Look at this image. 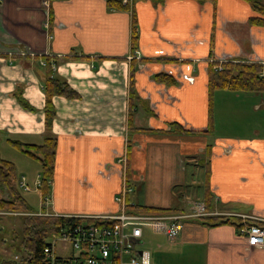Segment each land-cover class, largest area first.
Returning <instances> with one entry per match:
<instances>
[{
  "label": "crops",
  "instance_id": "0c3cea01",
  "mask_svg": "<svg viewBox=\"0 0 264 264\" xmlns=\"http://www.w3.org/2000/svg\"><path fill=\"white\" fill-rule=\"evenodd\" d=\"M134 10L136 49L132 11L107 0H0V157L10 159L3 151L12 139L42 144L57 137L47 211L99 215L118 210L127 152L131 198L187 214L176 239L152 245L151 264H264V246H248L240 231L244 222H264V91L217 89L215 130H208L210 59L264 63V25L251 23L255 12L246 0H138ZM48 60L79 93L54 97L50 128ZM160 72L176 82L159 80ZM217 96L227 99L226 123ZM172 121L187 131L173 130ZM26 156L28 174L16 166L31 190L42 163ZM207 181L208 215L237 223L206 225L190 215L205 202Z\"/></svg>",
  "mask_w": 264,
  "mask_h": 264
},
{
  "label": "trees",
  "instance_id": "16d2710c",
  "mask_svg": "<svg viewBox=\"0 0 264 264\" xmlns=\"http://www.w3.org/2000/svg\"><path fill=\"white\" fill-rule=\"evenodd\" d=\"M138 0H107L108 6L113 9H126L132 11V44L137 48L138 41V20L134 10V5ZM159 1V0H154ZM204 2L206 0H198ZM216 3L218 0H210ZM252 6L255 14L250 17L251 23L264 25V0H246ZM47 72L45 78V121L47 127H52L57 116V107L54 101L56 95H63L69 98L79 96L68 82L62 81L55 76L51 61H47ZM219 61H210L208 65V91H209V121L208 130H215L214 106L215 91L217 89H231L244 91H264V63L258 60H248L241 57H233L222 61V68H217ZM135 72L132 69L131 79V99L135 98ZM156 77L164 82H176V78L169 73L160 72ZM134 102V101H132ZM23 103L30 106L28 103ZM134 105V104H133ZM129 122H133V115L129 116ZM172 129L179 132H186L187 129L179 122H171ZM12 144L27 153L38 157L42 163L41 170V192L44 198L50 195L52 182L56 170L57 137L47 135L42 144L26 143L20 140H11ZM210 168L207 171L209 179ZM213 193L207 181L205 202L207 208H211ZM0 209L16 211H35L28 198L23 194L19 185L18 169L14 161L0 157ZM132 211L144 213H165L176 211L173 207H157L145 204H138L131 208ZM206 225H216L223 222H233L231 218L222 215H203L199 217ZM83 220V217L76 215H43L30 213L24 218L22 233L15 231V236L21 238V248L23 255L19 260L5 259L1 264H37L44 254V248L48 243V237L61 232L64 228L75 225ZM257 222V221H255ZM264 225V222H257Z\"/></svg>",
  "mask_w": 264,
  "mask_h": 264
},
{
  "label": "built area",
  "instance_id": "2783aa9c",
  "mask_svg": "<svg viewBox=\"0 0 264 264\" xmlns=\"http://www.w3.org/2000/svg\"><path fill=\"white\" fill-rule=\"evenodd\" d=\"M217 68H222V61ZM125 152L120 161L123 163L122 187L116 195L118 210L113 213L83 216V220L64 228L52 241H48L44 254L37 264H151V251L141 247L139 239L143 236V224L160 223L165 227L171 240L178 237L182 219L187 216L178 211L165 213H143L132 211L134 202L130 200L133 186L128 175V158ZM41 180L36 181L40 189ZM20 186L26 190L31 187L23 175ZM49 197L42 199V206ZM11 213L1 210L0 214ZM37 214H53L41 209ZM205 202L196 204L192 214H208ZM240 231L247 238L248 246H264V226L259 223L245 222ZM62 252V249L65 248Z\"/></svg>",
  "mask_w": 264,
  "mask_h": 264
},
{
  "label": "rangeland",
  "instance_id": "374dc122",
  "mask_svg": "<svg viewBox=\"0 0 264 264\" xmlns=\"http://www.w3.org/2000/svg\"><path fill=\"white\" fill-rule=\"evenodd\" d=\"M218 95H220V93ZM217 97L219 98L218 99L219 115H222V120L223 122L225 121L226 123V115H228L227 99L226 97H222V96L220 97L217 96ZM248 114L254 115V116L258 115L254 111L251 112V110H249ZM13 146H10L11 148H8L7 150L3 151L4 156H9L10 160L12 159V161H14L15 164L17 163V165L19 166L18 168L23 169L21 172L28 174L27 169L30 165L27 160L29 158L28 156H26L27 152L17 148L16 146L14 147ZM198 169H199V164H198ZM191 173H192V170H191ZM40 174L42 175V173L41 172L39 173V177H41ZM191 176L194 177L196 176V174H193V175L191 174ZM198 177H199V173H198ZM21 189H22L23 194L30 200L31 202L30 204H32L31 205L32 208L36 209L41 206V199H40L41 194L35 188L34 184H32L31 190H24L23 188ZM19 212H25V211H19ZM26 214L27 212L17 213V214H13V213L0 214V264L5 259L6 260L7 259L18 260L19 258L21 259L23 255V251L21 248V238L16 237L14 234H15V231H17L19 234L22 233L23 226H24V218ZM142 227L144 230V237H143L144 243L141 245V247L151 250L153 244H157V243L164 244L170 241V238L168 237L166 233L165 227L161 225L160 223H146V224H143ZM56 236L57 234H53L49 236L47 241H52L53 238ZM65 249L66 247L62 249V252H64ZM157 264H178V263L174 262L173 260L170 261L167 258H165L164 263L161 262L160 260V262H158Z\"/></svg>",
  "mask_w": 264,
  "mask_h": 264
}]
</instances>
